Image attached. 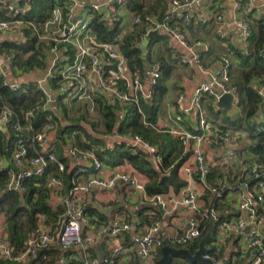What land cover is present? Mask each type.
I'll return each instance as SVG.
<instances>
[{
    "label": "built area",
    "instance_id": "2783aa9c",
    "mask_svg": "<svg viewBox=\"0 0 264 264\" xmlns=\"http://www.w3.org/2000/svg\"><path fill=\"white\" fill-rule=\"evenodd\" d=\"M46 1H54L56 4L39 22L25 16L26 12L19 5V0H0V7L12 6L10 16L0 17V34L14 32L19 42L24 43L27 31L31 30L39 41L51 43L43 49L44 54L53 55L51 67L47 77L36 83L43 89L42 83L48 80L56 87V97L52 98L46 94L22 112L20 119L23 122L18 118L13 119L15 113L9 105L3 104L0 107V120L23 134L17 137L15 149L8 154L16 168L15 171L9 170L6 184L9 190L21 189L22 181L32 175H43L50 161L56 162L60 173L65 169L64 163L58 160L53 151L48 150L58 132L57 115L51 103L61 100L68 106L88 104V116L97 115L100 118L99 97H103L108 103H133L142 114L143 122L153 126L144 120L139 103L151 98L152 85L160 77L159 65L153 67L150 82L144 83L142 72L139 69H131L128 65L126 56L119 48V38L116 36L109 41L101 40L92 26L95 13L101 10V5L112 6L115 3L121 4L124 0L92 3L86 13L82 12L76 16L72 13L80 5L75 0ZM195 1L197 0H171L172 8L161 19L150 12H142L135 14L132 20L133 26H140L144 36L165 29L172 39L191 54L190 58L181 56L177 64H196L209 78L193 87L188 107L183 106L185 96L180 93L176 105L181 115L175 113L166 117L163 126L159 128L177 138L183 147L185 185L180 190V198L162 192L149 194L146 189L147 180L143 174L133 171H116L108 177L95 175L83 183L72 181L74 184L68 189H64L60 176L50 174L49 183L58 192L63 207L57 224L49 226L43 222L38 223L37 231L26 240L17 255H13L5 228L0 226L1 257L13 261H28L54 243L62 250L72 247L86 250L93 243L94 237L84 230V224L88 221L85 216V193L91 187L112 189L121 185L125 197L153 202L161 209L147 229L135 231L128 239L142 264H156L164 245L181 247L200 240L209 229L211 219L213 231L206 243V253L203 257L216 263L226 259L225 264H236L248 256V264H264V139L259 137V134L264 135V112L263 116L253 118L252 126L248 129L220 126L210 119L204 101L211 99L216 106L222 95L231 93V104H235L239 89L238 85L231 81L232 62L229 53L220 57L216 71L209 72L201 61V55L208 52L210 46L200 39L191 42L188 40L187 30L191 25V9ZM207 1L216 5L225 0ZM234 7L236 12L243 13L245 0H235ZM109 18L112 24L119 22V16L114 10L110 12ZM207 20V17L199 18L200 22ZM174 21H177V24H172ZM214 21L219 24L218 36L224 41L229 40L230 37L222 30V14L216 12ZM236 25L243 30L246 39L251 36V25L241 17L236 19ZM64 43H69L75 49L68 60L63 57L68 52L61 47ZM11 63L12 55L0 53V75L3 83L11 91H18L23 83L8 81L6 76L5 67ZM112 67L115 69L112 70ZM248 87L257 96L260 105H264V74L261 79L250 80ZM39 111L44 113V121L41 129L35 132L33 120ZM182 116H191V130L181 123ZM126 140L131 145L132 153L135 154L137 148H143L151 153L159 165L160 157L156 155L155 146L143 141L138 135L126 137ZM25 141L36 142L40 146L31 157H27ZM82 141L86 143L84 148L71 144L68 145V153L73 158L88 160L95 171L105 166L99 159L98 152L112 151L118 144H106L103 141L97 143L83 136ZM259 146L262 148L261 152L255 150ZM8 155H0V170L7 167ZM194 183H199L211 195L207 208L200 205L199 193L193 187ZM96 198L97 195H94V199ZM224 200L230 204L231 211L222 209ZM170 206L172 209L184 207L185 211L181 210L180 216L183 217L185 227L181 231L161 232ZM137 225L136 220L131 222L120 218L101 223V230L108 232L111 237L109 248L98 258L86 256L82 264H118V257L123 251L118 240L119 235ZM232 235H241V244L229 249L227 241Z\"/></svg>",
    "mask_w": 264,
    "mask_h": 264
},
{
    "label": "crops",
    "instance_id": "0c3cea01",
    "mask_svg": "<svg viewBox=\"0 0 264 264\" xmlns=\"http://www.w3.org/2000/svg\"><path fill=\"white\" fill-rule=\"evenodd\" d=\"M78 5L76 9L73 11L72 15L76 16L82 14V12L86 13L89 9V5L92 3H102L104 0H75ZM155 1V0H154ZM158 9L154 11V15H156L159 19H161L171 8L172 3L171 0H159ZM145 2V0H144ZM235 0H225L222 2L213 5L209 3L207 0H197L192 5V19L191 25L187 30L188 40L194 41L196 39H200L205 41L210 46V50L201 55V61L204 67L209 70V72H214L218 68V60L222 55L229 53L230 60L232 62V66L230 69L231 72V81L238 85V83H243L245 74L254 70L252 73L250 80L253 79H261L263 77L264 71L260 70L256 66V61L253 56H248L251 54V48L249 47V40L246 39L243 35V30L236 25V19L241 17L245 22L249 23L253 29L259 28L260 25L264 23V0H245V10L243 13H238L234 7ZM32 0H28L24 3V5H20L27 14H31L33 12ZM1 8H6L8 11H2ZM11 7H0V12L4 13V16L0 17H8L11 14ZM114 10L116 14L119 16V22L116 24L110 23V12ZM144 10H148L147 7H144ZM50 12V11H49ZM44 12L45 15H48ZM100 12L103 14L104 19L110 23L112 26H116L118 29L117 35L114 37L119 38V48L121 50V46L124 41V37L126 34L135 33L138 34L137 37L133 39V45L139 48L140 57L144 62V70L142 72L143 82L148 84L151 80V71L155 65H159L160 74L167 72V77H165L164 85L166 87L165 94L162 96V105L160 106L162 112L157 116L156 124L158 128L163 126V121L166 119V116L174 115L175 113L180 114L179 107L176 105V99L180 93L184 94V99H190L193 87L198 84L200 81L207 79L208 75L203 73L196 64H177L178 60L183 54L177 51L172 43V39L170 34L165 29H160L157 32H153L147 36L141 34L140 26H133L132 20L135 15V12L128 6L127 1L124 0L121 4H114L112 6L109 5H101ZM218 12L222 14V30L230 37L229 40L224 41L218 36V26L219 24L214 21V14ZM153 13V12H150ZM26 15V14H25ZM207 17L208 20L206 22H200L199 18ZM36 19V18H34ZM40 22V21H39ZM177 21L172 22V24H177ZM44 42V41H43ZM10 43H20L18 40V36L14 32L1 33L0 34V53H8L6 50L7 44ZM64 48L63 44L61 46ZM264 53V45L262 46ZM65 49V48H64ZM29 53H26L27 56ZM12 55V54H11ZM46 60L49 58L50 54H45ZM64 59L68 60L70 55L65 54ZM264 58V56H263ZM13 61V60H12ZM6 76L8 81L11 82H34L37 86V81L34 77L35 73L33 72H23L22 69L16 65L9 64L5 67ZM115 68L112 67V70ZM258 72V73H257ZM189 78L197 79L192 86L191 93L189 96L185 94V83ZM249 80V81H250ZM247 84V83H246ZM118 85L121 86V83ZM38 87V86H37ZM42 88L44 89L45 95L56 97V87L52 85V83L48 80L42 83ZM42 89V90H43ZM45 95L43 97H45ZM42 97V98H43ZM235 104H231L229 110L213 105L211 99H206L204 101V105L209 115L210 119L214 121L216 124L220 126H230V127H243L241 124L248 123L249 128H251L254 117L263 116L264 105H260L259 100L256 104L255 111L248 117H245V110L248 108L249 98L245 92H241L238 90L236 96ZM60 103L63 105L61 108L57 105V101L54 103L53 110L58 118V129L60 127H66L69 125L70 120H73L76 123L81 124L87 132L92 135L100 138L103 143H127L126 135H120L116 133V128L112 133H106L104 131V126L102 123V119L97 115L88 116V104L81 105H66L61 100ZM184 101V100H183ZM183 104V102H182ZM52 106V105H51ZM184 106V105H183ZM185 107V106H184ZM120 113V115H122ZM165 114V116H164ZM216 114V115H213ZM236 114V116H235ZM68 115V117H67ZM235 116V117H234ZM191 117V116H190ZM190 117H181V123L185 126V128L192 129V120ZM226 117L229 120L233 121L232 125H228L227 122H224L223 118ZM74 124V125H75ZM65 129V128H64ZM76 134H80V131H77ZM75 134V135H76ZM58 136V135H57ZM82 139V136H80ZM57 139V137H56ZM55 139V140H56ZM54 140V141H55ZM246 144L248 142H245ZM76 145L75 142H65V144H60L57 149V153L55 155H61L64 159L67 160V169L69 172L73 174L71 181L75 182H85L90 177L95 175L100 177H108L114 172L118 171H133L135 173H140L129 163L122 164H112L106 163L105 160H102L105 163L100 170H93V165L85 159H76L69 155L68 153V145ZM128 144V143H127ZM249 145V144H247ZM246 145V146H247ZM143 149V148H140ZM147 158L153 162V165L156 167L157 162L150 152H146ZM131 151V149H130ZM132 152V151H131ZM9 159L7 158V162ZM158 168V167H157ZM179 176L183 178V173L180 172ZM142 174V173H141ZM145 179L147 180V176L143 174ZM193 187L199 193V203L202 207L207 208L210 204L211 195L201 186L199 183H194ZM181 190V188H180ZM168 192V194L173 195L177 199L180 198L181 191ZM94 195H97V198L94 199ZM85 204L88 201H93L104 207L105 209L111 206L116 205L119 202L124 203V207L115 209L112 211L110 216H105L99 213L95 208L88 207L85 209V216L88 221L84 224V230L89 231L93 237L94 241L91 245L87 247L86 250H83L78 247H72L67 250H62L59 245L54 243L57 247L62 250V255L57 261V264H82L83 259L86 256L96 257L98 258L100 255L105 253L108 250V243L111 241V237L108 232H103L100 228L101 223H109L111 219L120 218L125 221L133 222L135 219L138 222L137 226H132L129 231L122 232L119 235V243L122 244L123 251L121 255L118 257V264H142L141 259L135 253V249L133 245L129 242V238L132 236L135 231H144L147 229L152 220L159 215L161 209L157 206V204L153 202H144L136 199H129L125 197L124 189L121 185L110 189H103L100 187H91L84 195ZM49 205L52 208V212L57 211V208L62 207L60 204L58 192L55 187L51 185V191L48 198ZM63 208V207H62ZM185 211L183 206H178L176 209H172L170 206L169 212L167 214L166 221L163 223V227L161 232H171V231H181L185 226L183 224V217L180 216V211ZM57 213V212H56ZM58 214V213H57ZM129 217V218H128ZM59 220V216L56 221L47 222L44 215L39 219V223L43 222L49 226H55ZM0 226L5 228V220L2 213H0ZM241 244V235H232L229 237L227 241V248H236ZM138 258L139 262L135 260ZM249 257L246 256L240 259L236 264H248ZM28 261H22V263H28ZM34 264H38L37 262ZM184 264H190L187 260ZM196 264V263H195Z\"/></svg>",
    "mask_w": 264,
    "mask_h": 264
},
{
    "label": "trees",
    "instance_id": "16d2710c",
    "mask_svg": "<svg viewBox=\"0 0 264 264\" xmlns=\"http://www.w3.org/2000/svg\"><path fill=\"white\" fill-rule=\"evenodd\" d=\"M126 1L135 14L142 12H153L152 14H154V11L158 9L161 11L158 8L160 7L159 0H145V2L144 0ZM55 4L54 1L32 0L33 12L30 15L26 13L25 16L30 19L36 18V21H42L47 16L44 12L47 11L48 13ZM144 7H147L148 10H144ZM0 16H4V13L0 12ZM92 26L98 37L104 41L111 40L119 32L116 26L110 25L104 19L100 11L95 13ZM255 30L253 29L251 36L247 38L251 48V54L248 56H253L256 66L264 71V58L262 56L264 23L259 26L256 32ZM137 36L138 34L135 35L133 32L126 34L121 51L126 56L131 69L143 71L144 62L140 57L139 48L133 45V39ZM50 45L51 43L49 42L39 41L36 34L30 30L27 31V39L24 43H10L5 47L7 48L6 51L12 54V65L20 67L26 73L44 67L46 55L43 53V49ZM26 53L29 54L25 56ZM253 72H255L253 69L248 71L245 74L243 83H238V89L241 92L244 91L249 98L245 117L250 116L255 111L258 103L257 96L248 87V82ZM165 77H167L166 71L162 75L160 74V77L152 85L151 98L146 101L141 100L139 103L144 120L151 123L154 127L143 122L142 114L138 112L135 104L108 103L103 97L98 98L99 112L106 133H112L117 127L116 133L128 137L138 135L143 141L156 147V155L160 157L158 168L147 158L143 149L137 148V152L134 154L130 151L131 145L127 143L116 144L112 151L98 152L99 159L105 160L106 163L122 164L126 162L131 164L138 172L146 175V189L149 194L156 192L168 193L170 191L177 193L185 185L184 179L179 176L178 172L185 159L183 147L177 138L160 130L156 124L157 116L161 112L162 96L166 91L164 85ZM44 95L43 90L37 87L34 82L23 83L20 90L11 91L7 85H4L0 75V107L3 104L9 105L15 113L13 119H20L22 112ZM122 112L123 114L120 115ZM56 119L58 120L57 117ZM43 121L44 113L41 111L37 112L33 120V130L35 132L41 129ZM116 124L118 125L116 126ZM75 127L77 131H80L79 135L76 134V146L80 148L86 146L80 136L90 141L102 143V140L90 135L81 124L77 123ZM19 135L23 136L11 125L0 127V155L7 156L12 153L16 147V139ZM259 137L264 139L263 134H259ZM24 147L27 150V157H31L35 154V150L40 149V146L32 141H25ZM255 150L261 152L262 148L259 146ZM56 156L58 160L64 163L65 169L62 173L58 171L56 162L50 161L43 175H32L24 179L19 190H9L6 186L9 179V170H16L13 163L8 161L7 167L0 170V213L4 216L5 231L13 248V255H17L23 249L26 240L37 231L39 219L42 215L45 216L47 222H54L63 211V208L59 207L57 211L52 212L48 202L51 191L48 176L50 174L60 176L64 189H68L74 184L71 181L73 174L67 169V160L61 155ZM209 178L211 179V177ZM193 250L190 249V251ZM61 255L62 250L53 244L48 249L41 250L36 257L24 264H34L36 262L38 264H57ZM0 264L23 263L22 261L8 260L0 256Z\"/></svg>",
    "mask_w": 264,
    "mask_h": 264
},
{
    "label": "water",
    "instance_id": "95a60500",
    "mask_svg": "<svg viewBox=\"0 0 264 264\" xmlns=\"http://www.w3.org/2000/svg\"><path fill=\"white\" fill-rule=\"evenodd\" d=\"M20 5H24L25 0H19L18 2ZM2 11H8L6 8H1ZM67 30V29H66ZM231 101H232V94L231 93H226L221 96L219 101L217 102V105L221 108H224L226 110H229L231 107ZM52 107H54V103H51ZM64 128L60 127L58 129L57 135L60 136L63 134ZM147 152V151H146ZM8 159L11 162V158L8 155ZM153 164V162H152ZM88 207H93L95 208L99 213L105 215V216H110L112 211L121 207H124V203L121 201L117 203L114 206L104 208L101 205H99L96 202L93 201H88L85 204V209ZM135 219H133V222ZM64 221H62L61 224H63ZM248 228H246V231ZM213 231V219L210 220L209 223V229L206 231V233L203 235V237L199 240L197 249L194 250L193 252L190 251V249L185 248V247H173L169 245H164L161 248V255L160 258L157 260L156 264H171L172 258L174 256H182L185 259L189 261L190 264H195V263H202V264H225L226 259H223L221 263H216L212 261L211 259L203 257V254L206 253V243L209 241ZM56 237H59V233H57ZM137 264V263H134Z\"/></svg>",
    "mask_w": 264,
    "mask_h": 264
},
{
    "label": "rangeland",
    "instance_id": "374dc122",
    "mask_svg": "<svg viewBox=\"0 0 264 264\" xmlns=\"http://www.w3.org/2000/svg\"><path fill=\"white\" fill-rule=\"evenodd\" d=\"M172 43H173V46L174 48L179 51L181 54H183V56L187 57V58H190L191 57V54L190 52L185 49L183 46H181L176 40H172ZM64 48L68 51V54L71 56L73 53H74V48L69 44V43H64L63 44ZM52 58H53V55H50L49 58L47 59L44 67L38 69V70H35L34 73V77L36 79V81H43L46 77H47V74L49 72V69L51 67V64H52ZM207 79H209L207 77ZM197 79L195 78H189L186 83H185V94L186 96H189L190 93H191V89H192V86L194 85L195 81ZM165 94V93H164ZM164 96V95H163ZM162 101H161V104L162 105ZM57 105L61 108L63 105L60 103V101H57ZM183 105L185 107H188L189 106V101L188 99H184L183 101ZM63 108V107H62ZM161 108V107H160ZM162 112V109L160 110ZM213 115H216V114H213ZM165 116V114H164ZM236 116V114H235ZM234 116V117H235ZM68 117V115H67ZM167 117V116H166ZM69 118V117H68ZM165 120V119H164ZM224 122H227L228 125H232L233 124V121L232 120H229L227 119L226 117L223 118ZM164 123V121H163ZM75 122L73 120H70V123L68 126H64L63 128H65V131L62 135L58 136L57 139L55 141L52 142V144L48 147V150L50 151H53L54 153H57V149H58V146L60 144H65V142H75L76 141V133H77V128L75 127ZM4 123L0 120V127H4ZM244 128H249L250 125H248V123H243L241 124ZM180 172L183 173L184 172V166L183 164L181 165L180 167ZM218 203L220 201H217ZM223 210H229L231 211L230 209V204L228 202H226V200H224V203H223ZM199 240H196L194 243L192 244H186V245H183L181 247H185V248H188V249H192L193 248L195 249L196 248V245L198 244ZM135 260H138V258L136 257ZM187 262V259H185L184 257L182 256H174L172 258V262L171 264H184ZM196 264H201V263H196Z\"/></svg>",
    "mask_w": 264,
    "mask_h": 264
}]
</instances>
